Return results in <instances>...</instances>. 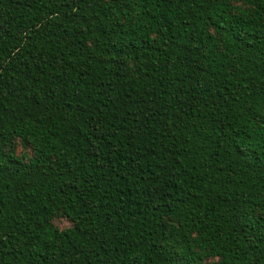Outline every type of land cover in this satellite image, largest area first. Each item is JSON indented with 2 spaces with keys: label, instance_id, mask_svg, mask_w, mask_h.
Returning <instances> with one entry per match:
<instances>
[{
  "label": "trees",
  "instance_id": "trees-1",
  "mask_svg": "<svg viewBox=\"0 0 264 264\" xmlns=\"http://www.w3.org/2000/svg\"><path fill=\"white\" fill-rule=\"evenodd\" d=\"M0 264H264V0H0Z\"/></svg>",
  "mask_w": 264,
  "mask_h": 264
},
{
  "label": "rangeland",
  "instance_id": "rangeland-1",
  "mask_svg": "<svg viewBox=\"0 0 264 264\" xmlns=\"http://www.w3.org/2000/svg\"><path fill=\"white\" fill-rule=\"evenodd\" d=\"M57 224L60 225V227H66L70 225V223L66 219L58 220Z\"/></svg>",
  "mask_w": 264,
  "mask_h": 264
}]
</instances>
